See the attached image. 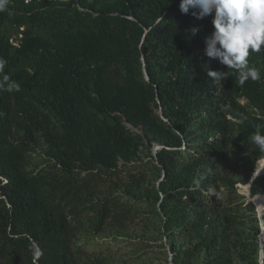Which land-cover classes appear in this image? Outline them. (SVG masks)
Listing matches in <instances>:
<instances>
[{
	"label": "trees",
	"instance_id": "16d2710c",
	"mask_svg": "<svg viewBox=\"0 0 264 264\" xmlns=\"http://www.w3.org/2000/svg\"><path fill=\"white\" fill-rule=\"evenodd\" d=\"M179 5L0 11V81L19 86L0 87V264H127L111 240L145 227L172 264H260L258 212L238 184L264 157L250 142L264 134V48L248 57L261 80L240 86L204 54L214 13ZM251 192L264 194V174Z\"/></svg>",
	"mask_w": 264,
	"mask_h": 264
},
{
	"label": "clouds",
	"instance_id": "9594fccd",
	"mask_svg": "<svg viewBox=\"0 0 264 264\" xmlns=\"http://www.w3.org/2000/svg\"><path fill=\"white\" fill-rule=\"evenodd\" d=\"M7 4L8 0H0V11L6 10ZM179 7L183 14L192 9L191 15L200 20L214 13L213 31L205 38L204 54L239 73L240 86L249 79L261 80V73L249 65L248 57L250 52L259 53L264 48V0H180ZM198 30L191 28V34L195 36ZM4 66L5 61L0 60V72ZM208 76L216 86L226 78L223 71L209 70ZM0 87L19 91L7 76ZM250 142L264 152V134L257 131Z\"/></svg>",
	"mask_w": 264,
	"mask_h": 264
},
{
	"label": "rangeland",
	"instance_id": "374dc122",
	"mask_svg": "<svg viewBox=\"0 0 264 264\" xmlns=\"http://www.w3.org/2000/svg\"><path fill=\"white\" fill-rule=\"evenodd\" d=\"M155 148V147H154ZM262 162H264V157L260 158L257 162V166H259ZM238 190L240 193L245 195L247 197V185L240 183L238 184ZM247 199H249L247 197ZM250 200V199H249ZM256 209L258 212V215L261 213L262 218L260 217L259 220L261 222V219L264 223V200L261 199V196L257 200ZM259 217V216H258ZM150 224V223H149ZM261 225V224H260ZM149 226V225H148ZM147 227L144 229H137L134 231L131 238H127L124 240H119V243L116 244L115 240H111L112 244L114 246V250H116L118 247L122 249V254L124 256V260H126L127 264H161L164 261V255L165 252L168 253L169 256V264H172V257H171V250L168 248L164 250L160 245V237L157 234H154L153 232L145 235ZM153 229V228H150ZM260 236V235H259ZM154 238V239H153ZM156 242V243H147V242ZM264 249V248H263ZM121 254V253H120ZM121 254V255H122ZM264 262V261H263ZM246 264H253V263H246Z\"/></svg>",
	"mask_w": 264,
	"mask_h": 264
},
{
	"label": "water",
	"instance_id": "95a60500",
	"mask_svg": "<svg viewBox=\"0 0 264 264\" xmlns=\"http://www.w3.org/2000/svg\"><path fill=\"white\" fill-rule=\"evenodd\" d=\"M144 73H145L146 78L148 79L149 76H148V74H147V71L145 70ZM160 147H161L160 144H156V146H155V150L158 149V148H160ZM258 161H259V160L256 161L254 172L252 173V176H251L249 182L246 184V185H247V189H248V191H247V197H248L250 200H252V201L254 202V204L257 205V206H258V204H257L258 202H257L256 200L253 199V197H254V196H257V195H253V194H252V192H251V184H252L253 180H254L257 176H259V175H261V174H264V170H260V169L257 167V162H258ZM258 196H261V199L264 200V194H259ZM257 209H258V208H257ZM258 216H259V218H260V217L262 216V214L260 213ZM261 218H262V217H261ZM260 224H261V232H260V236H259V238H260V259H259V260H260V264H263V257H264V249H263V248H264V223H263L262 219H261Z\"/></svg>",
	"mask_w": 264,
	"mask_h": 264
}]
</instances>
